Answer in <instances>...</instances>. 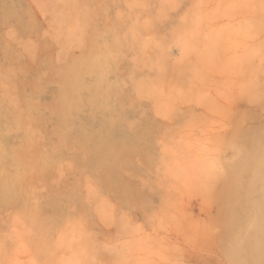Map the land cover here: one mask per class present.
I'll list each match as a JSON object with an SVG mask.
<instances>
[{
	"label": "rangeland",
	"instance_id": "obj_1",
	"mask_svg": "<svg viewBox=\"0 0 264 264\" xmlns=\"http://www.w3.org/2000/svg\"><path fill=\"white\" fill-rule=\"evenodd\" d=\"M254 129L264 0H0V264H264Z\"/></svg>",
	"mask_w": 264,
	"mask_h": 264
},
{
	"label": "bare ground",
	"instance_id": "obj_2",
	"mask_svg": "<svg viewBox=\"0 0 264 264\" xmlns=\"http://www.w3.org/2000/svg\"><path fill=\"white\" fill-rule=\"evenodd\" d=\"M109 130V129H108ZM237 133V132H236ZM240 134L237 135V140L240 145H237L236 152L239 154H244L246 159L252 163L256 164L257 174L256 181L258 184L264 182V163H259L258 159L264 156V145L258 147L260 140L264 135V131L261 129H254L251 131H239ZM25 141V140H24ZM238 181V180H237ZM8 182H4L3 186L0 188V200L3 201L10 192ZM11 188V187H10ZM262 208V207H261ZM259 211V210H258Z\"/></svg>",
	"mask_w": 264,
	"mask_h": 264
}]
</instances>
